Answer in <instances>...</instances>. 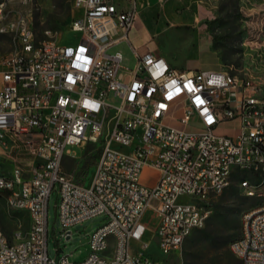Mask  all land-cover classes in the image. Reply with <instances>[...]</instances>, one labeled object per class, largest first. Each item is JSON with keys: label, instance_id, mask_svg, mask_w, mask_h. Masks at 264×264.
<instances>
[{"label": "built area", "instance_id": "1", "mask_svg": "<svg viewBox=\"0 0 264 264\" xmlns=\"http://www.w3.org/2000/svg\"><path fill=\"white\" fill-rule=\"evenodd\" d=\"M14 1L0 0V33L14 42L0 59V156L12 164L0 168V196L28 212L30 227L12 239L0 231V264H55L48 250L54 190L64 230L108 218L91 234L85 258L64 254L59 264H164L145 239L146 210L158 217V248L171 255L205 226L208 198L224 192L235 172L264 176V97L251 79L179 69L159 53H139L130 40L138 0H74V44L37 40ZM122 41L131 45L134 69L122 66L121 51L108 52ZM110 93L118 105L107 102ZM231 121H238L235 133L219 131ZM87 142L102 145L90 183L65 167L76 159L69 147ZM146 168L157 172L153 185L142 180ZM241 186L257 191L248 180ZM230 246L244 264H264V205L244 214Z\"/></svg>", "mask_w": 264, "mask_h": 264}, {"label": "rangeland", "instance_id": "2", "mask_svg": "<svg viewBox=\"0 0 264 264\" xmlns=\"http://www.w3.org/2000/svg\"><path fill=\"white\" fill-rule=\"evenodd\" d=\"M10 6L29 14L37 40L74 44L79 39V34L70 29V21L77 14L74 0H30L25 5L17 0ZM15 11L11 15L15 16ZM136 19V29L130 33V40L139 53H159L179 69L227 70L244 81L251 79L257 94L264 97V0H138ZM13 49L12 37L0 33V59ZM118 50L123 53L122 66L134 69L136 57L130 43L122 41L108 52ZM107 102L116 106L120 99L110 93ZM165 123L184 127L176 120L167 119ZM186 129L199 130L192 126ZM237 129L235 121L219 127V131L227 133H235ZM91 144L96 149L100 143L69 147L76 159L66 160L65 167L77 175L80 182L90 183L94 175L95 163L87 173L79 174L86 148ZM0 167L1 170L10 169L11 163L0 161ZM143 180L148 184L155 180V175L146 169ZM243 180L257 186L255 194L247 193L241 186ZM58 202L59 196L54 190L48 213L49 255L55 264H59L64 254H71L72 262L82 260L90 252L91 234L108 218L104 214L97 215L64 230L58 215ZM207 202L212 213L205 226L197 229L182 248L171 255L158 248L154 233L158 217L151 209L146 210L143 216L148 228L145 239L151 243L149 250L155 258L164 264H232L231 257H238L230 243L241 233L244 214L264 205V176L246 171L239 178L233 175L229 187L220 194L211 195ZM27 222L24 211L9 206L0 198V231L10 238L17 229L26 232Z\"/></svg>", "mask_w": 264, "mask_h": 264}, {"label": "trees", "instance_id": "3", "mask_svg": "<svg viewBox=\"0 0 264 264\" xmlns=\"http://www.w3.org/2000/svg\"><path fill=\"white\" fill-rule=\"evenodd\" d=\"M213 39H215V36L213 37ZM101 152H102V145L101 144H99V146L96 149H95V146L93 144H91V146L87 147L85 154H84L83 164H82V167H81L79 174L84 175L85 173H87L89 168L99 158V156L101 155ZM242 174H243V171L238 170L237 172L234 173V177L239 178L240 176H242ZM238 258L232 256L230 261L232 262V264H244L243 261L240 258L239 259Z\"/></svg>", "mask_w": 264, "mask_h": 264}, {"label": "crops", "instance_id": "4", "mask_svg": "<svg viewBox=\"0 0 264 264\" xmlns=\"http://www.w3.org/2000/svg\"><path fill=\"white\" fill-rule=\"evenodd\" d=\"M149 3V2H148ZM147 3V4H148ZM136 24H137V19L135 20V23H134V26H133V28H132V30H131V32L130 33H132L133 31H134V29H136ZM165 57V56H164ZM166 58V57H165ZM173 66H175L173 63H172V61H170L168 58H166ZM176 67V66H175ZM178 68V67H177ZM187 69H195V68H191V67H188ZM234 94L235 95H237V91H235L234 92ZM235 102H237V98H235ZM237 124H238V121H235ZM223 132V131H222ZM225 133H227V132H225ZM0 161H2V162H8V161H4L3 159H2V157L0 156ZM11 166H12V164H11ZM1 168V167H0ZM147 170H150L152 173H153V175H155V178H156V176H157V172L155 171V170H153V169H151V168H146ZM144 176H145V173L143 174V178H142V180L144 179ZM76 177H77V175H76ZM143 182H144V180H143ZM145 183V182H144ZM155 183V180L154 181H152V182H150V183H148V185H153ZM147 184V183H146ZM2 199H4L2 196H0ZM5 200V199H4ZM6 201V200H5ZM23 211V210H22ZM26 214H27V217H28V222H27V228L29 229V227H30V216H29V214H28V212H26V211H24ZM27 229V230H28ZM15 232V231H14ZM14 232H13V234H14ZM13 234H12V236H13ZM12 236L10 237V239H12Z\"/></svg>", "mask_w": 264, "mask_h": 264}, {"label": "water", "instance_id": "5", "mask_svg": "<svg viewBox=\"0 0 264 264\" xmlns=\"http://www.w3.org/2000/svg\"><path fill=\"white\" fill-rule=\"evenodd\" d=\"M67 238H68V239L71 238V234H70V232H68Z\"/></svg>", "mask_w": 264, "mask_h": 264}]
</instances>
